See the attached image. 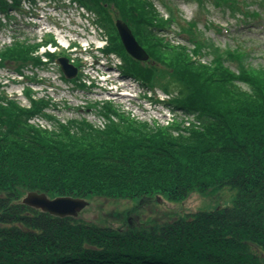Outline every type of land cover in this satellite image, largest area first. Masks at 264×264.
Returning <instances> with one entry per match:
<instances>
[{"label":"trees","instance_id":"1","mask_svg":"<svg viewBox=\"0 0 264 264\" xmlns=\"http://www.w3.org/2000/svg\"><path fill=\"white\" fill-rule=\"evenodd\" d=\"M20 1L0 0V14L19 9ZM77 1L108 31L105 51L120 54L123 74L166 93L173 84L177 93L169 102L196 113L199 122L177 126V135L105 103V129L74 119L48 130L27 121L43 102L29 110L14 101L0 104V264H264V65H246L242 49L213 46L198 21L181 22L172 0ZM195 1L204 6L207 0ZM213 2L233 14L259 15L245 9L246 0ZM115 19L125 21L148 52L145 62L125 52ZM175 24L192 48L161 36ZM38 46L17 41L0 57L34 61ZM204 48H212L210 63L199 59ZM231 59L238 71L226 64ZM194 189L227 190L233 200L142 222L126 218L120 227L53 216L21 202L35 190L49 197L131 198L140 208L158 195L181 201Z\"/></svg>","mask_w":264,"mask_h":264},{"label":"rangeland","instance_id":"2","mask_svg":"<svg viewBox=\"0 0 264 264\" xmlns=\"http://www.w3.org/2000/svg\"><path fill=\"white\" fill-rule=\"evenodd\" d=\"M248 4L246 5L247 11H256L258 16H246L242 14L240 11L233 14L230 8L224 7V5L216 6L213 0L204 1V6L198 5L195 0H172L171 6L175 9V12L178 13V17L181 22L196 20L197 27L203 32V37L207 38L213 46L218 47L221 50L226 49H235L239 48L240 50H244L245 55L243 54V60L246 65L251 67H263L264 65V5H260L255 2V0H246ZM58 4H62L58 2ZM156 7L160 10L164 17L168 16V9L163 7L162 4L158 1L155 3ZM40 8L37 9L38 15L32 17L31 15H25L22 13H16L12 17L8 16H0V44H4V39H9L11 34H23L21 37L25 36V33L30 37H39V40L46 35L41 29L36 26V24L46 25V24H58V27L61 28V32L69 35V38H74V43L77 44V47L72 48L73 50L67 52L66 49L63 48V51H66L68 54H72L74 58H79L82 62L80 78L78 81H86V76L88 74H93L96 69L100 70V74H105L107 76L112 75L111 71L108 67L103 66V63H96L95 54L99 56L101 53L99 51L94 50V44L99 45V42L93 43L91 49H89L86 53L80 45H87L86 40H91L92 35L99 38H103L104 44L109 43L108 31L101 26V33H90L83 30L82 26H76L73 22H79V17L74 21L69 20L68 17H64L62 20V14L65 13L64 7H55L51 8L49 6L45 7V4L41 2L39 4ZM72 13H75L73 8H70ZM74 10V11H73ZM51 17H48V14ZM46 13V14H45ZM45 14V15H44ZM45 17H44V16ZM70 15V14H69ZM44 18H43V17ZM47 19V20H46ZM51 19V20H50ZM84 20V19H83ZM85 24L88 25L87 21ZM75 29L76 32H80L77 34H69V29ZM169 30H161L159 31L161 36L168 39L169 42L173 45L182 44L185 46H189L192 48L193 45L186 41V37L183 33H179V28L177 25H171ZM68 29V30H67ZM23 32V33H21ZM50 37V35H48ZM83 37V38H81ZM94 37V38H95ZM108 38V40L106 39ZM60 39V38H59ZM83 39V40H82ZM38 40V39H37ZM87 40V41H88ZM61 41V39H60ZM101 44V43H100ZM77 48V49H76ZM210 49L212 48H204V54L199 57L204 63H210L213 59V54ZM96 56V57H99ZM120 55L112 53L110 55L111 59L108 61L113 67L116 62L120 61ZM101 58V57H99ZM11 60V59H10ZM103 62V61H102ZM25 63H21L24 65ZM230 68L238 71L236 67L237 61L231 59L226 62ZM8 70L16 69L17 61L11 60L7 63ZM12 68V69H11ZM26 68V67H25ZM117 69V68H116ZM90 71V72H89ZM12 72V71H11ZM44 74L48 81H44L41 86L44 88L39 93L32 92L35 99L43 96L44 98H50V111L54 113L57 119L62 121H67L66 123H70L72 118H76L77 120L86 119L90 122L93 127L100 129H105V125L109 122V117L102 113L104 111V104L109 103L116 109L119 113L124 116H130L135 121L145 122L152 126L153 128H157L159 126H163L164 128L172 127L173 130L179 129L180 126H188L191 128L193 123L197 121V114L191 113L187 115L180 108L177 110H172V106H168L164 101H160L161 98H165L168 100L172 98L173 94H176V86L172 84V88L165 96L162 92V88L160 86H155L156 88L144 87L143 84L139 83L136 79L135 81H131L132 85L125 86V88L121 90L130 91L132 87H136L138 89L137 92L139 96L136 98L126 97L124 99V103H118V101H114L113 96L107 93L104 88V83L94 82V86H90L89 84L92 80H95L92 76H89L88 83L86 82L85 88H80L76 86L72 81L67 82L63 81L59 76V73L54 74L48 73L45 71H41V74ZM126 75V74H125ZM124 76V74H123ZM128 76V75H126ZM120 79L122 74H120ZM57 81H54L57 79ZM126 78V77H125ZM128 81V80H126ZM163 82V80H161ZM52 83V84H50ZM240 84V83H239ZM242 87L246 86L245 84H240ZM33 86V85H32ZM89 86V87H88ZM75 87H78L75 90ZM103 88V89H102ZM75 90V91H74ZM76 94V97L72 95V93ZM164 100V99H163ZM52 106H54V109ZM74 107L75 109H71ZM171 110V116L169 118H165L162 112H168ZM111 117L116 121L120 119L119 116L111 114ZM57 120H53L50 122V125H57ZM178 126V127H177ZM177 127V128H176ZM176 131V132H175ZM174 132L177 133L178 130ZM232 196V195H231ZM158 201H155V197H153V201H148L138 207V202L133 199L127 198H112V197H104V196H90L89 198H85L88 200V205L82 211L79 212L78 216H81L86 221H91L96 223L97 225H107L113 227H120L124 225V220L127 218L131 223L142 222V220H146L149 217H162L164 213L173 212L175 215L176 212L181 211L184 212H195L197 210H206L213 209L217 205L231 204L233 197H230L229 191L216 190L210 191L207 190L205 192H201L197 189L190 191L184 199L181 201H173L170 202L161 196H156Z\"/></svg>","mask_w":264,"mask_h":264},{"label":"water","instance_id":"3","mask_svg":"<svg viewBox=\"0 0 264 264\" xmlns=\"http://www.w3.org/2000/svg\"><path fill=\"white\" fill-rule=\"evenodd\" d=\"M115 27L118 30L120 41H122L125 50L133 58L145 61L149 55L135 39L132 30H130L126 22L116 19ZM57 62L61 65L65 76L68 78L75 76L77 69L68 63L67 58L60 56ZM22 203L39 208L42 212H48L53 216L65 217L66 215H72L76 217L78 212L87 206L88 201L82 197L71 195L50 198L45 193L33 190L23 195Z\"/></svg>","mask_w":264,"mask_h":264}]
</instances>
